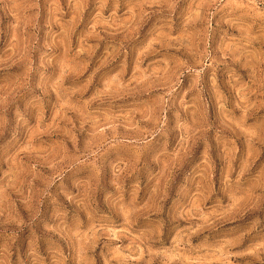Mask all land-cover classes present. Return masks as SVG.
<instances>
[{"label":"rangeland","instance_id":"374dc122","mask_svg":"<svg viewBox=\"0 0 264 264\" xmlns=\"http://www.w3.org/2000/svg\"><path fill=\"white\" fill-rule=\"evenodd\" d=\"M0 264H264V0H0Z\"/></svg>","mask_w":264,"mask_h":264}]
</instances>
